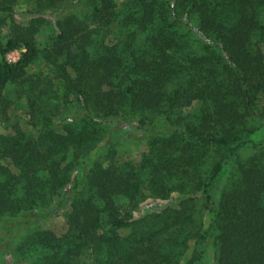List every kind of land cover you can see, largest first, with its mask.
Here are the masks:
<instances>
[{"label":"trees","instance_id":"1","mask_svg":"<svg viewBox=\"0 0 264 264\" xmlns=\"http://www.w3.org/2000/svg\"><path fill=\"white\" fill-rule=\"evenodd\" d=\"M8 23L0 117L55 73L0 136V264H264V0H0Z\"/></svg>","mask_w":264,"mask_h":264},{"label":"rangeland","instance_id":"2","mask_svg":"<svg viewBox=\"0 0 264 264\" xmlns=\"http://www.w3.org/2000/svg\"><path fill=\"white\" fill-rule=\"evenodd\" d=\"M117 5L121 4L124 0H114ZM24 6H18L16 8V13L14 15V20L21 27H27L31 18L26 17L24 15ZM10 23L0 29V41L5 43L10 37ZM51 37L52 32L49 28V24L41 27L39 32L36 34V42L42 48H47L51 45ZM22 51L16 50L12 53H9L6 56V61L9 63H16L21 55ZM61 63V62H60ZM55 73V67L47 65L45 62H39L34 68L29 71L28 79L22 85V91L20 89L11 93L10 100L12 101L11 108L8 112V116L0 117V136L10 135L13 136L16 134V129H19L22 132L27 133L30 130V115L32 113L31 105L28 103L27 92H32L34 83L37 80L49 78L52 79ZM13 90V89H12ZM40 104V103H39ZM200 102L194 103L191 110H197L200 108ZM189 110V112H191ZM119 156L117 158L118 164H123L125 162H133L134 164H139L142 160L143 153L146 152V147L144 145H137L132 141L125 142L119 148ZM148 197V194H146ZM181 197L178 194H174L172 196V201L176 202ZM157 204L163 205L164 203L160 201L147 200V202L141 207H145V205ZM161 212V211H159ZM140 216L139 213H135L134 217L137 219ZM209 216L206 214L204 224L205 229L209 226ZM43 228L56 236H62L67 232V225L63 218L59 217L56 219H51L42 224ZM1 236V231H0ZM190 253L186 256L189 257Z\"/></svg>","mask_w":264,"mask_h":264}]
</instances>
